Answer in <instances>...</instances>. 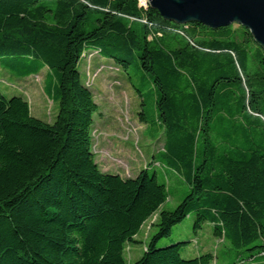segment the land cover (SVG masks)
<instances>
[{
    "label": "trees",
    "instance_id": "1",
    "mask_svg": "<svg viewBox=\"0 0 264 264\" xmlns=\"http://www.w3.org/2000/svg\"><path fill=\"white\" fill-rule=\"evenodd\" d=\"M186 25L139 0H0V69L46 68L57 103L48 122L0 90V264H126L154 214L133 264H264V49L237 23ZM86 52L121 68L142 98L145 84L153 92L148 126L161 147L133 176L104 171L92 150ZM158 167L187 184L173 208L162 207ZM187 218L194 236L163 242ZM207 226L228 254L184 257Z\"/></svg>",
    "mask_w": 264,
    "mask_h": 264
},
{
    "label": "rangeland",
    "instance_id": "2",
    "mask_svg": "<svg viewBox=\"0 0 264 264\" xmlns=\"http://www.w3.org/2000/svg\"><path fill=\"white\" fill-rule=\"evenodd\" d=\"M184 28L190 29V26L184 24ZM104 59L105 57L100 58L94 52H86L79 64L82 80L91 89L98 105V113L94 117L91 131L92 150L104 171L133 176L140 168L150 163L152 154L161 147V142L155 138L156 135L157 138L159 136L158 131L151 129L154 128L153 123L148 126L156 119L154 95L145 84L141 87L142 98L129 81L127 74L111 60ZM46 71L47 69L43 68L38 74L19 78L0 69V90L7 95H23L29 102L33 116L51 122L57 111V103L44 92ZM128 71L137 83L134 67H129ZM141 99H144V103H141ZM141 111L146 116V123L140 119ZM157 170L158 179L167 183L170 194L162 207L173 208L180 201L183 192H186L187 184L168 168L158 167ZM156 217L157 214H154L142 227L136 237L141 241L139 242L141 246L127 254L126 264H133L142 253V244L153 232L152 223ZM191 227V219H184L173 226L171 236L163 242L174 240L178 232L191 238L194 236ZM196 238L182 251L184 257L193 256L198 251L201 253L209 251L221 257L228 254L229 244L222 238L214 237L208 226ZM187 247L191 253L186 252ZM218 262L226 264L221 260Z\"/></svg>",
    "mask_w": 264,
    "mask_h": 264
},
{
    "label": "water",
    "instance_id": "3",
    "mask_svg": "<svg viewBox=\"0 0 264 264\" xmlns=\"http://www.w3.org/2000/svg\"><path fill=\"white\" fill-rule=\"evenodd\" d=\"M167 21L216 29L237 23L264 49V0H147Z\"/></svg>",
    "mask_w": 264,
    "mask_h": 264
},
{
    "label": "built area",
    "instance_id": "4",
    "mask_svg": "<svg viewBox=\"0 0 264 264\" xmlns=\"http://www.w3.org/2000/svg\"><path fill=\"white\" fill-rule=\"evenodd\" d=\"M140 1V3H141V5H143V6H148V3H147V0H139Z\"/></svg>",
    "mask_w": 264,
    "mask_h": 264
}]
</instances>
